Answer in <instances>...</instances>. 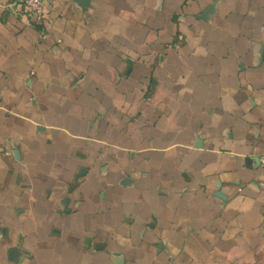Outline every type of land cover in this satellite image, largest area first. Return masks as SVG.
I'll use <instances>...</instances> for the list:
<instances>
[{
    "label": "crops",
    "instance_id": "crops-1",
    "mask_svg": "<svg viewBox=\"0 0 264 264\" xmlns=\"http://www.w3.org/2000/svg\"><path fill=\"white\" fill-rule=\"evenodd\" d=\"M263 156L264 0H0V264H264Z\"/></svg>",
    "mask_w": 264,
    "mask_h": 264
},
{
    "label": "built area",
    "instance_id": "built-area-1",
    "mask_svg": "<svg viewBox=\"0 0 264 264\" xmlns=\"http://www.w3.org/2000/svg\"><path fill=\"white\" fill-rule=\"evenodd\" d=\"M55 0H17L18 11L34 20L35 24L42 26L44 12L54 4ZM45 30L42 27L40 35L43 36ZM8 154V153H6ZM264 162V156L262 158Z\"/></svg>",
    "mask_w": 264,
    "mask_h": 264
},
{
    "label": "water",
    "instance_id": "water-1",
    "mask_svg": "<svg viewBox=\"0 0 264 264\" xmlns=\"http://www.w3.org/2000/svg\"><path fill=\"white\" fill-rule=\"evenodd\" d=\"M75 1L78 2L80 5L85 4V0H75ZM15 255H16V251L12 250V251L10 252V256L13 257V256H15Z\"/></svg>",
    "mask_w": 264,
    "mask_h": 264
}]
</instances>
